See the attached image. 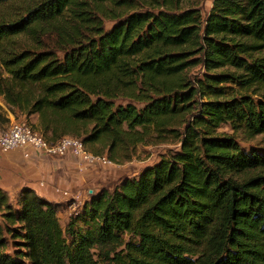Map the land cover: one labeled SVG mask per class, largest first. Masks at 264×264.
<instances>
[{
  "label": "trees",
  "instance_id": "1",
  "mask_svg": "<svg viewBox=\"0 0 264 264\" xmlns=\"http://www.w3.org/2000/svg\"><path fill=\"white\" fill-rule=\"evenodd\" d=\"M0 97L112 164L179 145L65 227L61 204L0 189V264H264V149L212 129L264 135V0L205 18L194 0H0Z\"/></svg>",
  "mask_w": 264,
  "mask_h": 264
},
{
  "label": "crops",
  "instance_id": "2",
  "mask_svg": "<svg viewBox=\"0 0 264 264\" xmlns=\"http://www.w3.org/2000/svg\"><path fill=\"white\" fill-rule=\"evenodd\" d=\"M6 116L9 124L15 119L11 113ZM29 118L28 121L37 126V115ZM78 164L79 160L72 154L46 156L33 148H19L6 153L0 150V189L11 197L29 189L50 203L65 204V207L68 206L65 217L67 221L69 215L88 199L84 197L85 188L91 186L92 180L102 174L93 168L81 172ZM55 187L68 190L76 196L71 199L74 202H69V198L55 192Z\"/></svg>",
  "mask_w": 264,
  "mask_h": 264
},
{
  "label": "rangeland",
  "instance_id": "3",
  "mask_svg": "<svg viewBox=\"0 0 264 264\" xmlns=\"http://www.w3.org/2000/svg\"><path fill=\"white\" fill-rule=\"evenodd\" d=\"M213 0H194L195 6L200 10L201 15L205 18L212 7ZM106 29H109L113 24L112 23H105ZM190 75L194 78L200 79L204 75V69L202 66H197L190 71ZM234 87V86H233ZM0 106L4 111H6V115H8L9 111L4 107L5 105L2 102V98L0 97ZM14 116V115H13ZM14 121L19 122H27L30 126H34L33 129L36 128L34 123H31L30 120L28 121L27 117L18 114L17 117H14ZM29 118V117H28ZM30 119V118H29ZM9 123H0V134L5 132L8 127ZM216 133H225L233 135L236 138L238 144L245 150L250 151V149H254L256 151L261 152L264 149V135H259L256 138L250 141H244L239 133H236L233 130L231 122L225 121L220 122L212 128ZM37 130V128L35 129ZM38 131V130H37ZM39 132V131H38ZM40 133V132H39ZM72 137V136H71ZM179 148L177 144H161L157 146H139L136 150V154L132 161L118 165V164H97L93 167L95 170L101 171V175L96 177L92 180L91 186L87 189L85 188L84 197L88 198L89 196L97 193L100 189H109L112 190L116 185H118L121 180L125 178H138L139 173L148 166L154 165L159 159L167 155L170 152H175ZM88 191H91L89 193ZM69 202H74L70 199ZM70 204V203H68ZM62 209L59 213V222L62 227L66 225V215H67V207L65 204L62 205ZM74 207V206H73ZM72 207V208H73ZM77 209V208H76ZM78 210V209H77Z\"/></svg>",
  "mask_w": 264,
  "mask_h": 264
},
{
  "label": "built area",
  "instance_id": "4",
  "mask_svg": "<svg viewBox=\"0 0 264 264\" xmlns=\"http://www.w3.org/2000/svg\"><path fill=\"white\" fill-rule=\"evenodd\" d=\"M19 148H33L46 156H65L72 154L79 160L78 170L84 171L88 167L97 164H110L105 156H95L85 150L81 139L66 136L51 144L29 124L25 122L12 121L8 129L0 134V150L4 153ZM55 192L62 194L65 198L74 199L68 190L54 188ZM91 193V191H88Z\"/></svg>",
  "mask_w": 264,
  "mask_h": 264
}]
</instances>
